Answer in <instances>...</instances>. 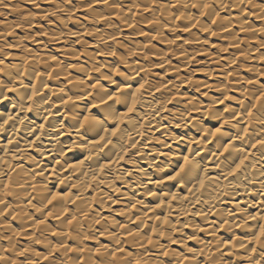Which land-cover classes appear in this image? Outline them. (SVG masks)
Masks as SVG:
<instances>
[{
  "label": "bare ground",
  "instance_id": "obj_1",
  "mask_svg": "<svg viewBox=\"0 0 264 264\" xmlns=\"http://www.w3.org/2000/svg\"><path fill=\"white\" fill-rule=\"evenodd\" d=\"M24 2L0 20V264H264V0Z\"/></svg>",
  "mask_w": 264,
  "mask_h": 264
},
{
  "label": "snow or ice",
  "instance_id": "obj_2",
  "mask_svg": "<svg viewBox=\"0 0 264 264\" xmlns=\"http://www.w3.org/2000/svg\"><path fill=\"white\" fill-rule=\"evenodd\" d=\"M104 3H107V0H103ZM4 7L7 8L8 7V4L7 3H4ZM193 7H195V5H193ZM205 7H210V5H205ZM11 46V45H10ZM3 61H0V63H2ZM144 87V85H140V88L142 89ZM13 89H9V91H12ZM109 99H112V97L110 96ZM260 99H264V93L261 94V97ZM221 103H223V101H220ZM135 111V104H133L132 106L128 107L127 109V112L125 113V116L133 113ZM89 121H88V117H85L84 118V124H87ZM5 123H7V121H5ZM220 129L217 128L216 129V133H219ZM214 133V135L216 134ZM112 135L115 136L116 135V132L113 131L112 132ZM101 140L103 139V137L100 138ZM258 143L264 145V141H259ZM228 151V148H225V152ZM121 159H123V157H121ZM185 161H187V157H185ZM6 163V161H4ZM113 162H118V161H113ZM111 163L112 162H109V163H106L104 165V167H110L111 166ZM243 164V161L240 162V164L236 165L235 168H233L229 173L228 175L229 176H234L236 172L239 171L240 167L242 166ZM101 171H103V168H101ZM184 169L181 168V172H183ZM177 175H179V173H177ZM172 179H175V177H172ZM205 181L204 180H201L200 181V185L201 187H203ZM53 200L57 199L56 196H53L52 197ZM173 199H175V197H173ZM52 201L50 200L49 203H51ZM157 207H159V205H157ZM261 219V220H264V215H259V216H252V219ZM165 223H167V220H165ZM258 227V232L256 234H254L250 240H249V243H253L255 242L256 244H261V245H264V226H261V225H257ZM149 243H152L151 240H149ZM175 243V241H174ZM253 252H255V249H253ZM21 255H23V253H21ZM165 255H167V253H165ZM0 259H3L2 257H0ZM187 259V258H186ZM136 264H139V261L136 262ZM256 264H259V261L256 262Z\"/></svg>",
  "mask_w": 264,
  "mask_h": 264
},
{
  "label": "rangeland",
  "instance_id": "obj_3",
  "mask_svg": "<svg viewBox=\"0 0 264 264\" xmlns=\"http://www.w3.org/2000/svg\"><path fill=\"white\" fill-rule=\"evenodd\" d=\"M4 2H6L7 4L9 3L8 9L4 8V7H0V20H4V19H12L14 20V22L16 21V17H18L20 15L19 11L20 9H25L28 10V4L24 2V0H4ZM4 5V4H3ZM22 29L20 28L19 31H17L18 33H22ZM171 61L172 63H177V60L173 59L171 57ZM200 63L197 62V64L201 67L203 65V63L201 61H199ZM194 73H190V75H192Z\"/></svg>",
  "mask_w": 264,
  "mask_h": 264
}]
</instances>
